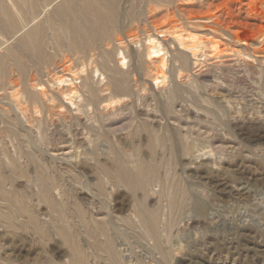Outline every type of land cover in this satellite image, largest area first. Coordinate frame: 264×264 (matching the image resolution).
Instances as JSON below:
<instances>
[{
  "label": "rangeland",
  "instance_id": "1",
  "mask_svg": "<svg viewBox=\"0 0 264 264\" xmlns=\"http://www.w3.org/2000/svg\"><path fill=\"white\" fill-rule=\"evenodd\" d=\"M62 1L16 36L0 33V55L23 49L26 67L22 73L9 61L6 73L0 69V113L23 122L12 135L0 123V177L26 207L1 193L0 260L70 264L72 241L83 264H264V0H120L118 30L76 53L50 18ZM36 24L45 29L46 61L19 46ZM113 44L124 55L110 65L129 72L124 93L100 69ZM23 85L41 99L27 112L19 108ZM119 163L130 174L155 164L157 175L133 190L115 179ZM177 186L185 195L174 206ZM143 204L158 214L156 236L144 225Z\"/></svg>",
  "mask_w": 264,
  "mask_h": 264
},
{
  "label": "bare ground",
  "instance_id": "2",
  "mask_svg": "<svg viewBox=\"0 0 264 264\" xmlns=\"http://www.w3.org/2000/svg\"><path fill=\"white\" fill-rule=\"evenodd\" d=\"M55 1H58V0H12V4H8L5 0H0V33L5 32L8 35V37H14L17 34L23 32L24 28H26L32 22L31 20L33 17L38 16L41 13L43 8H46L47 6L51 5ZM73 1L74 0H63L50 13V18L52 22L54 24L62 25L65 28L64 30L68 33L69 41L68 43H66V45H68V47L72 50V52L76 53L77 51L82 52V51L88 50L89 43L95 40V38L98 39V37L99 38L108 37L112 32H114L115 30H118L117 28L118 27L117 26V15L118 14H117L116 7L120 0H78L79 3L77 6L73 5ZM24 2H26L31 7V9L24 10V6H23ZM132 2L134 1L132 0ZM132 2H129V4ZM140 2L141 1H139L138 3V1H136L135 4L133 3L134 8L136 10H140L142 6L140 5ZM47 14L48 13L46 12L45 15ZM4 19H6L7 21L6 24L4 23ZM135 19L138 20V18H135ZM37 24L32 30H30L26 34H23V35L21 34L22 36L19 39V46L20 48H24L26 50H30V49L31 51L33 50L36 53V56L39 58L40 61L42 60L46 61L45 51L47 47H45L46 44H45V39H44L45 29H43L41 25H37ZM118 40L121 43H124L123 38L121 36H119ZM62 43L65 44L64 42ZM120 49L121 48H119L117 45L113 44L112 48L109 51L107 52L105 51L106 53L102 55V62L100 64V69H102L105 72H111L112 74L109 79L110 82L115 85V89L119 93H124L128 90L126 88L128 86L124 87L125 85L123 84L124 82L128 80L127 75L129 72L123 70V67L117 66V64H114V66L110 65V62L113 59H115L116 54L119 51H120V54L124 55V53L121 52ZM22 50L23 49L9 47L6 53L5 52L1 53L3 54V55H0V69L2 73H6L7 64L9 61L16 63V65L18 66V69L16 70H19L22 73L25 72L26 67L24 66V63H23L24 60L22 59L23 57ZM154 52L156 54H159L161 53V50H157ZM193 55H196V54L193 53ZM182 56L185 57L184 54ZM137 57L139 58V61L141 63L142 61L141 51H139V53L137 54ZM63 68L66 71L71 69L69 67H63ZM96 72H98L97 66H96ZM2 76L0 75V77ZM55 77H56V73H55ZM56 80L63 82L62 77H57ZM156 82L159 83L158 79L156 80ZM41 86H43V84H41ZM87 86L89 88V91L92 94H95L94 85L89 83ZM22 90L21 91L24 92V95H23L24 97H23V101H20V103H23L25 107H22V108L19 107L21 111H23V109H26L25 112H27L28 110L31 109V107L34 106V104L39 105L41 103V99L39 95L29 90L26 85H23ZM43 93H44V98H49L50 101L54 102L56 96H54L53 94L48 95L45 91ZM74 93H75L74 89L70 87L67 90L66 96H68L69 99L71 100L72 94ZM5 104H8V103L6 102ZM25 112L24 114H26ZM14 120H16V122H14L13 119L6 118L5 116H3V114L0 113V123L3 124L1 128L5 132L9 133L10 135H12L15 132L14 124L23 126V122L21 121V119H19V117L18 118L15 117ZM118 166L119 167L115 174V179L124 181L130 187V189H133V190H136L138 188L140 189L141 187H143L142 189L144 190L148 182L152 180L153 178H155L157 175V166L155 164H149V165L140 164V166L138 165L139 167L137 171L134 172L133 174L126 173L127 171L125 172L122 164L119 163ZM3 183L4 182L2 181L0 177V195L2 193L4 196H6L7 197L6 199L8 200V203L11 206H15V207L17 206L19 210H23V209L25 210L26 207L24 206L23 202L18 197H16L14 194L8 195L4 192L5 189L3 188L4 186ZM42 186H43L42 194L43 196L48 198L50 196L49 194L50 187L48 186V184L47 185L43 184ZM183 195H185V191L183 188H181L180 186L174 187V193L171 197V200L174 206L178 205L179 197ZM139 210H140L141 216L143 217V222H144L145 227L148 230V233L151 234L152 236H156L157 231H158V214L155 212H151L144 204L143 206L141 205L139 207ZM11 216L12 215H10V213L7 214V217L10 219V220L8 219L7 223L10 225L9 227H14V225L11 226ZM30 218H31L30 219L31 225L34 226L33 228L36 231V233L40 235V237L46 236L45 229H43V227L40 224H38L36 218L34 216L33 217L30 216ZM89 230H90L89 231L90 235L95 237V235H97L96 233H98L99 230L105 231V228L101 226L99 230L95 228H90ZM68 234L69 233L66 232L65 230L62 231L63 239L69 242L70 239L68 237L69 236ZM70 245H71L70 246L71 251L73 250L72 253H74L73 255L74 257L70 264H83L85 257L83 258L79 247L75 244V242H72V241H70ZM104 246L108 249V251H112V247H113L112 240L108 239V241L105 242ZM0 264H14V263L11 261L2 262L0 260Z\"/></svg>",
  "mask_w": 264,
  "mask_h": 264
}]
</instances>
